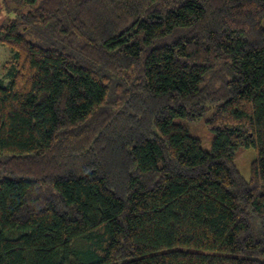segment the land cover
Segmentation results:
<instances>
[{
    "label": "trees",
    "instance_id": "obj_1",
    "mask_svg": "<svg viewBox=\"0 0 264 264\" xmlns=\"http://www.w3.org/2000/svg\"><path fill=\"white\" fill-rule=\"evenodd\" d=\"M23 1L0 264H264V0Z\"/></svg>",
    "mask_w": 264,
    "mask_h": 264
},
{
    "label": "rangeland",
    "instance_id": "obj_2",
    "mask_svg": "<svg viewBox=\"0 0 264 264\" xmlns=\"http://www.w3.org/2000/svg\"><path fill=\"white\" fill-rule=\"evenodd\" d=\"M29 10L30 8L26 6L23 0H0V27L8 25L14 20H18L22 14ZM26 37L31 40L29 35L26 34ZM13 56V52L7 46L0 45V81L5 84H8L9 79L7 75L8 71L5 70L4 66L14 61ZM213 112L214 108H211L202 118L194 122L177 120V122L182 123L188 128L192 137L201 141L202 148L207 152H211L213 147L214 134L208 128L207 123ZM9 157L8 154L0 153V163L6 162ZM256 157L257 154L253 147L241 148L239 150L235 163L246 180H250L251 164Z\"/></svg>",
    "mask_w": 264,
    "mask_h": 264
}]
</instances>
